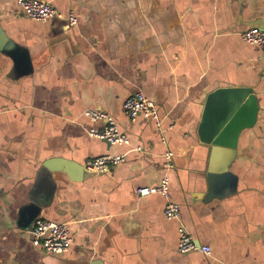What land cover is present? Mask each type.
Here are the masks:
<instances>
[{
	"label": "crops",
	"instance_id": "obj_1",
	"mask_svg": "<svg viewBox=\"0 0 264 264\" xmlns=\"http://www.w3.org/2000/svg\"><path fill=\"white\" fill-rule=\"evenodd\" d=\"M45 1L63 17L34 21L0 0V264H264V50L239 35L264 17V0ZM225 86L250 87L259 106L236 149L197 136L206 93ZM136 91L155 104L166 143L152 119L124 113ZM87 108L129 144L90 136L103 122ZM120 154L109 172L85 169ZM164 173L181 223L210 254L180 253L164 197L136 194ZM38 218L68 227L66 252L31 244Z\"/></svg>",
	"mask_w": 264,
	"mask_h": 264
},
{
	"label": "built area",
	"instance_id": "obj_2",
	"mask_svg": "<svg viewBox=\"0 0 264 264\" xmlns=\"http://www.w3.org/2000/svg\"><path fill=\"white\" fill-rule=\"evenodd\" d=\"M20 11L29 19L45 23L54 16L63 17L62 14L45 0H16ZM67 19L70 24L76 23V18L73 14H69ZM241 39L249 44L257 45L264 50V30L250 27L239 33ZM124 113L130 120H135L138 116L146 119H152L156 129L160 134V141L166 143L164 137V128L161 119L158 116L155 104L150 101L142 91H136L127 97L122 105ZM83 115L92 121H102L103 124L99 128H90L89 135L97 139L106 141L109 145H127L129 139L127 135L122 133L117 124L105 112L87 108ZM167 128H171L169 125ZM136 151H141V147L136 146ZM172 152L166 148L163 152L162 168L166 171L172 168ZM125 155H101L89 159L85 164V169L91 173H106L109 172L118 163L124 161ZM163 174L159 183L156 186L138 187L136 194L139 196L159 193L164 197L165 203L163 215L167 219H175L180 221L179 204L170 199L168 178ZM31 244L35 247H40L47 253L61 254L66 252L71 243L72 237L68 227L64 223H56L45 218L35 220L33 227L30 230ZM199 249L202 253L210 254L209 246H198L189 232L186 230L181 221L177 227V250L180 253H187L192 250Z\"/></svg>",
	"mask_w": 264,
	"mask_h": 264
},
{
	"label": "water",
	"instance_id": "obj_3",
	"mask_svg": "<svg viewBox=\"0 0 264 264\" xmlns=\"http://www.w3.org/2000/svg\"><path fill=\"white\" fill-rule=\"evenodd\" d=\"M264 30V17L254 19L249 27ZM258 102L250 87H217L206 93L197 126L200 142L236 149L242 130L254 126ZM49 163H45L49 167Z\"/></svg>",
	"mask_w": 264,
	"mask_h": 264
}]
</instances>
